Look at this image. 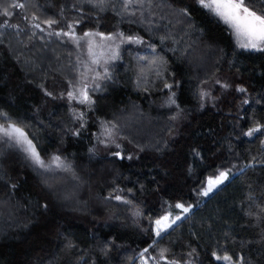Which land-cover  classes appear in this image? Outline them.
<instances>
[{"label":"trees","instance_id":"1","mask_svg":"<svg viewBox=\"0 0 264 264\" xmlns=\"http://www.w3.org/2000/svg\"><path fill=\"white\" fill-rule=\"evenodd\" d=\"M19 2L0 16V124L70 168L46 174L0 133V264H264V129L246 135L264 125V50L197 0ZM35 23L124 37L88 102L65 55L35 58ZM178 203L190 213L157 237Z\"/></svg>","mask_w":264,"mask_h":264},{"label":"snow or ice","instance_id":"2","mask_svg":"<svg viewBox=\"0 0 264 264\" xmlns=\"http://www.w3.org/2000/svg\"><path fill=\"white\" fill-rule=\"evenodd\" d=\"M140 0H126V6H130L133 3H139ZM199 5L206 9L210 14L218 17L225 24L229 25L231 29L234 30L235 35L240 41L241 47L252 48L257 50H264L261 48V45H264V7H261L259 10L256 9L255 3L256 0H197ZM24 4L19 2V0H0V16L11 17L14 12L13 9H23ZM27 19V17H24ZM33 20L38 19V17L33 16ZM49 26L56 21L48 20L45 21ZM36 28L40 27V24L37 23L34 25ZM71 27V25H69ZM60 33H57L59 35ZM65 35H70V33H64ZM97 35L94 33H85V36ZM98 35L103 36L102 33ZM105 39L111 40L112 37L108 36ZM128 39H132L129 37ZM244 91V89H241ZM68 96L74 98V93L69 92ZM80 96L82 97L81 103L88 102L89 97L86 91L81 90ZM7 117L6 113H0V119H5ZM264 129V125L257 124L256 127L249 129L246 133L248 136H252L254 133L261 132ZM0 133H3L4 136L9 137L10 139L15 140L18 145L23 147V150L29 154V157L37 164L40 168L49 170L52 167V164H55L57 168H62L65 171H68L70 166L65 164L59 156L52 157V163L46 164L45 160L41 157L40 153L36 150V146L33 144L32 140L28 139L27 133L23 128L18 127L15 123H7V126L0 124ZM229 177V172L221 171L215 177V179L209 178L207 181V186L202 190L201 194L208 196L210 192L213 191L215 187H218ZM116 199H121V197L116 196ZM127 202V201H126ZM176 208L181 209L184 213L190 211V206L185 207L184 204H176ZM168 216H164L161 219L155 221L156 225V236H160L161 228L170 227L171 225H165L164 222L167 221ZM181 219L179 215L175 217L171 223H175L176 220ZM145 252L148 249L144 250ZM165 250H161L160 258L167 259L164 255ZM215 255V253L213 254ZM156 260L155 257L151 258ZM216 259H223L229 261L230 264H242V258L236 262H232V258L229 256H216ZM143 264H148L147 259L143 261ZM168 264H177L176 261H168Z\"/></svg>","mask_w":264,"mask_h":264},{"label":"rangeland","instance_id":"3","mask_svg":"<svg viewBox=\"0 0 264 264\" xmlns=\"http://www.w3.org/2000/svg\"><path fill=\"white\" fill-rule=\"evenodd\" d=\"M142 1H143L142 3L146 5L149 4L151 0H142ZM220 21L223 24H225L222 20ZM35 24H33L32 26H34ZM227 26L232 31V33H234V30L231 29L229 25ZM34 28L36 27L34 26ZM48 28L49 27H44L41 25L39 28H36L40 32L39 35L38 34L36 35L40 43V48L37 50L35 58L39 62L43 63L48 61L50 63L51 61L54 60L53 53L59 52L65 55L66 56L64 61L65 67L63 68V70L66 73H70L71 75L75 74L78 86L83 87L82 88L83 90L86 88L87 94H89V91H93V90L95 91L98 88V85H100L102 81H106V79L108 78V73L111 64L117 59V56L120 53L122 45L126 43V41L123 40L124 37L121 36L119 37L116 35H110L112 37L111 40L105 39V37H108L107 35L101 36L98 35V33H94L97 35H93V36H79V35L77 36L75 33H71V32H67L70 33V35H65L64 33L57 35V33L51 32L50 29ZM235 37L240 44V41L238 40L236 35ZM261 48H264V45H261ZM245 49L257 50L252 48H245ZM79 92H81V90H79ZM7 138L10 139L9 137ZM10 140L13 142V144L17 145V147H19L26 154L27 158H29V160L37 168H39L46 174L52 172L53 169L56 168L55 164H52V167L49 170L40 168L29 157V154L23 150V147L21 145H18L13 139ZM51 163L52 162L50 163L46 162V164H51ZM228 179L225 180L218 187H215L213 191L210 192L209 195L205 197H209L212 194H214L216 191H218L228 181ZM190 211L188 213H190ZM188 213H184L182 211L183 215L180 216L181 219L176 220L175 223H171V221L174 220L176 216L168 215L169 219L165 221L164 224L165 225L170 224L171 226L166 228L162 227L160 236L165 232H167L169 229H171L173 226H175L179 221H181L184 218L183 216L187 215ZM155 233H156V229H155Z\"/></svg>","mask_w":264,"mask_h":264}]
</instances>
